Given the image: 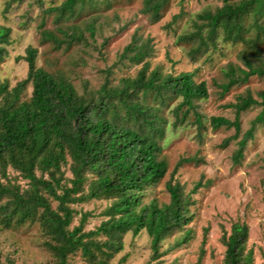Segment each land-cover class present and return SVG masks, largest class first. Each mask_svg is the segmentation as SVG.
Segmentation results:
<instances>
[{
  "label": "trees",
  "instance_id": "1",
  "mask_svg": "<svg viewBox=\"0 0 264 264\" xmlns=\"http://www.w3.org/2000/svg\"><path fill=\"white\" fill-rule=\"evenodd\" d=\"M25 0H7L6 10ZM122 0H66L61 6L49 8L58 23L56 32L42 30L41 40L54 50H70L76 44H86L97 33V18L84 28L68 26L82 17L87 9L97 11L102 6L111 9ZM128 2L134 0H125ZM186 0H180L182 5ZM171 0H143L142 13L152 24L161 21ZM222 6L198 14L192 29L179 36L180 43L190 45L189 57H198L218 49L223 44L243 46L238 64L224 69L226 82L218 84L223 99L235 87L252 78L264 79V0H221ZM184 15L173 16L170 23ZM45 23H42L44 27ZM12 30L0 25V64L8 57ZM154 54L151 39L134 35L120 56V61L141 66L135 77L122 78L117 85L110 81L111 70L105 71L104 83L96 92L84 95L64 76L36 67L38 50L28 47L25 79L11 87L0 80V175L8 178L12 168L27 181V188L5 185L0 180V226L5 230L39 226L44 246L54 264H68L71 256L81 253L88 264H111L124 251V237H134L145 231L151 239L148 264H158L163 241L176 231H185L175 247L187 244L191 231L185 230L193 220L191 196L186 195L173 175L182 165L195 160H180L172 178L165 185L170 202L160 205L156 200L144 204L146 191L158 185L168 173L163 160V146L169 122L164 116L170 110L172 127L184 126L191 116L198 130L205 129L204 118L197 102L209 98L206 82L197 83L190 72L177 76L164 75L159 68L150 70L148 60ZM239 63L241 65H239ZM31 98L22 99L28 86ZM175 106L172 108V105ZM259 106L261 112L242 134L240 117ZM234 119L212 117L213 130H234L235 134L221 145L225 149L238 141L232 159L240 165L256 128L264 125V94L260 101L250 92L228 104ZM196 162V161H195ZM69 166L71 178L66 176ZM201 187L198 183L192 194ZM93 200L112 201L103 215L107 218L93 230H86L89 215L78 217L75 205ZM55 204V207H54ZM226 247L224 264H252V252H247L249 227L244 222L232 225L231 233L222 237Z\"/></svg>",
  "mask_w": 264,
  "mask_h": 264
},
{
  "label": "rangeland",
  "instance_id": "2",
  "mask_svg": "<svg viewBox=\"0 0 264 264\" xmlns=\"http://www.w3.org/2000/svg\"><path fill=\"white\" fill-rule=\"evenodd\" d=\"M66 0H25L14 3L8 11L7 0H0V25L12 30L11 43L7 47L9 55L0 64V80L8 81L11 87L26 78L27 63L18 58L25 56L28 47L38 50L36 67L52 74L64 76L84 95L96 92L104 83L105 71L110 69V81L117 85L122 78L135 77L142 68L128 60L120 61L125 47L136 34L143 39H151L154 54L150 60V70L159 68L164 74L177 76L190 72L197 83L206 82L209 98L197 102L198 112L204 118L205 129L200 132L194 123V117L184 126L172 127L174 121L170 110L164 116L169 125L165 141L162 143V159L168 163L166 177L156 186L146 191L144 204L156 200L160 205L170 202L166 183L172 178L173 171L180 160H195L182 165L173 175V182L179 183L186 195L191 196L190 206L193 220L185 230L191 231L187 244L175 247L185 231H176L162 243V257L158 264H224L226 247L222 237L231 233L232 225L244 222L249 227L247 252H252V264H264V125L256 128L255 137L248 145L240 165H234L233 155L238 149L232 141L225 149L222 143L235 134L234 130H213L212 117L234 119V111L227 109L228 104L236 102V97L250 92L260 101L264 94V79L252 78L249 83L235 87L223 99L219 97L218 84L226 82L224 69L229 63L238 64L237 56L243 46L223 44L219 39L218 49L191 61V46L180 43L179 36L191 31L198 14L213 11L222 6L221 0H171L163 11L162 19L152 24L142 13L143 0L131 2L122 0L113 3L111 9L102 6L99 10L87 9L79 19L70 21L68 26L81 28L97 18V33L87 38L86 44H76L70 50L56 51L53 45L44 44L41 32H56L58 23L55 13H47L49 8L59 7ZM181 10L184 15L175 23L173 16ZM42 23H45L42 27ZM239 65H241L239 63ZM32 86L29 85L22 99L31 98ZM175 104L172 105V108ZM261 112L255 106L244 112L241 117L242 134L251 126V122ZM66 176L71 178L69 166ZM0 180L5 185L27 188V181L12 168L8 169V178ZM201 187L192 194L194 187ZM7 199L0 200V206ZM112 201L93 200L75 205L79 214L72 227L77 226L80 215H89L86 230H93L107 218L103 215ZM55 207V204H54ZM39 226H26L5 230L0 226V264H54L51 253L44 246ZM124 251L115 257L111 264H148L150 261L151 239L143 231L134 237L132 233L124 237ZM68 264H88L81 253L71 256Z\"/></svg>",
  "mask_w": 264,
  "mask_h": 264
}]
</instances>
